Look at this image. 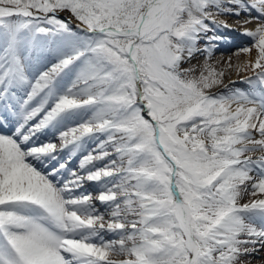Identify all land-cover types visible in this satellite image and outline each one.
Masks as SVG:
<instances>
[{"label":"snow or ice","instance_id":"1","mask_svg":"<svg viewBox=\"0 0 264 264\" xmlns=\"http://www.w3.org/2000/svg\"><path fill=\"white\" fill-rule=\"evenodd\" d=\"M231 33L250 75L213 93ZM261 252L264 0H0V264Z\"/></svg>","mask_w":264,"mask_h":264},{"label":"bare ground","instance_id":"2","mask_svg":"<svg viewBox=\"0 0 264 264\" xmlns=\"http://www.w3.org/2000/svg\"><path fill=\"white\" fill-rule=\"evenodd\" d=\"M219 19L227 20L228 23L232 27H234L233 25H237V27H235V28L241 29V25L242 26L244 25L241 22H238L237 21L238 19L235 17H223V16H221V17H219ZM252 28H253V26H252ZM230 35L233 37L231 43H236L239 40H241L243 37V36L238 35L237 33H231ZM226 44H229V43H226ZM220 49L227 50V52L224 51L221 53V50L219 52L217 51L213 54L212 58L208 61V63H210L218 71L222 70L225 73V75L223 77L224 84L213 87L210 90L213 93L220 92L221 89L224 87V85H229V86H233V87H243V85H240V84L230 85V81L240 80L243 76L250 75V73H246V72H237L235 69V65L245 62L249 58L248 56H244V53H242V52L239 54H236L237 47H225L224 45H222ZM229 58H231V64L233 65L232 68H228ZM191 63L194 65H197V73L196 74H198L199 71L201 70L200 65H202L204 63V57L203 56H197ZM185 67H187V65H185ZM56 142H57V144H59V140H57ZM259 154L260 153L257 152V153H254L253 155L258 156ZM249 199H251V197L246 196L242 202H247ZM260 256H264V252H261ZM113 258L117 259V260L123 259V257H121V256H114ZM252 264H264V260L255 259L252 261Z\"/></svg>","mask_w":264,"mask_h":264},{"label":"rangeland","instance_id":"3","mask_svg":"<svg viewBox=\"0 0 264 264\" xmlns=\"http://www.w3.org/2000/svg\"><path fill=\"white\" fill-rule=\"evenodd\" d=\"M61 16L70 19L73 24L79 23L70 13L64 12V13H61ZM237 21L240 22L239 20H237ZM254 23L255 22H253L252 24H247V25H243V26L241 25V30L243 28H252V26L254 27ZM235 27H237V25H235L234 28ZM249 43H250V41L246 38V39H244V41H238L236 44L229 46V47H237V48L239 47L240 48V47H243L245 44H249ZM220 50H221V53L224 51L227 52V50H224V49H220ZM244 56H247V55L244 54Z\"/></svg>","mask_w":264,"mask_h":264}]
</instances>
